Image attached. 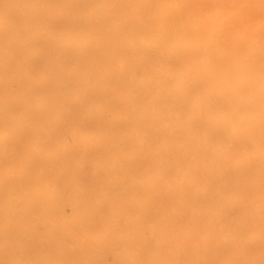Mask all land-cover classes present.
<instances>
[{
	"label": "rangeland",
	"instance_id": "rangeland-1",
	"mask_svg": "<svg viewBox=\"0 0 264 264\" xmlns=\"http://www.w3.org/2000/svg\"><path fill=\"white\" fill-rule=\"evenodd\" d=\"M114 1L0 0V264H264V7Z\"/></svg>",
	"mask_w": 264,
	"mask_h": 264
},
{
	"label": "bare ground",
	"instance_id": "bare-ground-1",
	"mask_svg": "<svg viewBox=\"0 0 264 264\" xmlns=\"http://www.w3.org/2000/svg\"><path fill=\"white\" fill-rule=\"evenodd\" d=\"M132 1H134V0H116L112 3H108L109 7H108V12H107L106 16L108 17L109 15H113L115 13H118L119 8H122L123 6L128 5L129 3H132ZM143 1H146V0H143ZM158 1L161 5L174 2V0H158ZM189 2H192L194 4L204 5L207 8V10H213L217 6L237 5L238 9L231 12V14H233L232 18L242 19V20H246V21L251 20L254 12H257L256 7H264V0H189ZM169 13H170V10L168 11L167 14L169 15ZM257 13H259V11ZM260 13L263 15L264 9H261ZM182 15H186V10H182ZM170 16H171V14H170ZM252 27H253L252 24H248L245 27V30L248 31ZM0 64H1V62H0ZM0 116H2V115H0ZM177 118L176 119L174 118V120L177 121ZM247 205H248V203H247Z\"/></svg>",
	"mask_w": 264,
	"mask_h": 264
}]
</instances>
